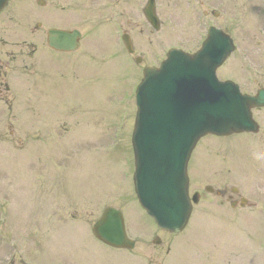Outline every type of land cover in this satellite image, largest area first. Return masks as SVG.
<instances>
[{"label": "rangeland", "instance_id": "obj_1", "mask_svg": "<svg viewBox=\"0 0 264 264\" xmlns=\"http://www.w3.org/2000/svg\"><path fill=\"white\" fill-rule=\"evenodd\" d=\"M235 1L232 8H237L241 18H251V31L260 29V18L255 16L262 9L261 0ZM205 2L219 8L223 17L229 14L225 2L223 9L219 0ZM158 3L165 22L163 30L173 43L170 46H180L183 43L178 34L186 23L169 10L161 13L165 0ZM174 5L179 9V3ZM183 7L189 9L188 5ZM196 17L193 11L189 19L193 21V27L189 24L193 38L201 29ZM104 29L94 22L84 26L85 40L80 52L72 56L48 54L39 46L42 51L34 68L27 70L34 73L26 77V85L32 86L29 91L34 86L37 89L28 93L22 105L26 127L32 129L40 123L52 136L43 140L42 135L29 130L14 151H9L13 141L0 142V264H264V212L253 215L264 207V200H257L254 208L232 211L218 207L213 196L203 191L205 186L214 190L227 186L237 187L242 194L253 191L249 188L253 181L259 190L264 189V178L255 174L256 168L253 175L254 163L264 162V152L257 148L251 151L241 135L209 136L197 144L188 164L189 193L198 192L203 199L195 206L184 233L170 236L157 230L135 203L129 141L135 109L128 96L130 84L121 81L128 66L122 61L107 66L103 57L94 56L99 47L102 54L103 50L109 53V39H95ZM110 38L116 46L114 35ZM239 50L222 72L229 71L243 82L241 55L246 52ZM83 53L89 62L80 59L77 65ZM71 60L75 72L73 68L70 78L75 79L69 81L65 80L69 77L65 69ZM243 89L254 90L247 85ZM26 91L23 87L21 96ZM254 115L261 118L264 110ZM47 116V120L58 119L48 122ZM121 127L119 149L110 152L107 148L116 141L114 134ZM106 206L121 210L126 232L137 242L132 251L114 250L93 239L91 226ZM154 236L160 238L159 246L151 244Z\"/></svg>", "mask_w": 264, "mask_h": 264}, {"label": "water", "instance_id": "obj_2", "mask_svg": "<svg viewBox=\"0 0 264 264\" xmlns=\"http://www.w3.org/2000/svg\"><path fill=\"white\" fill-rule=\"evenodd\" d=\"M72 40L53 32L48 41L54 49L69 50L75 47ZM216 40L221 42L217 46ZM229 47L212 34L195 56L172 51L160 69L144 72L136 91L134 189L141 206L163 230L179 232L187 222L186 164L199 138L252 129L249 109L264 105V91L252 99L240 96L230 83L216 81L215 68ZM92 233L111 247L133 246L124 235L120 213L112 209L103 213Z\"/></svg>", "mask_w": 264, "mask_h": 264}, {"label": "flooded vegetation", "instance_id": "obj_3", "mask_svg": "<svg viewBox=\"0 0 264 264\" xmlns=\"http://www.w3.org/2000/svg\"><path fill=\"white\" fill-rule=\"evenodd\" d=\"M138 1L8 0L0 11V139L26 132L21 120L23 112L17 107L23 103L21 91L27 70L34 68L39 46L44 47L50 28L66 30L74 21L84 26L91 22L116 25L121 35L136 36L145 45L139 46L142 50L136 56L140 60L153 56L150 44L154 32L140 21ZM257 77L256 85L263 87L264 67L258 70ZM227 199L232 200V196Z\"/></svg>", "mask_w": 264, "mask_h": 264}]
</instances>
